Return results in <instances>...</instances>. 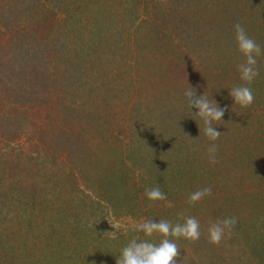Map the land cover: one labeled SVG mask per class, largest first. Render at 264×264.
I'll use <instances>...</instances> for the list:
<instances>
[{
	"label": "trees",
	"instance_id": "obj_1",
	"mask_svg": "<svg viewBox=\"0 0 264 264\" xmlns=\"http://www.w3.org/2000/svg\"><path fill=\"white\" fill-rule=\"evenodd\" d=\"M236 23L264 49V0H0V264H115L160 242L139 222L181 213L201 237L174 241L176 264H264V55L234 105ZM187 84L226 109L217 163Z\"/></svg>",
	"mask_w": 264,
	"mask_h": 264
},
{
	"label": "clouds",
	"instance_id": "obj_2",
	"mask_svg": "<svg viewBox=\"0 0 264 264\" xmlns=\"http://www.w3.org/2000/svg\"><path fill=\"white\" fill-rule=\"evenodd\" d=\"M233 27L238 52L244 58L237 65L240 79L244 83L232 87L229 95L234 100V105L246 108L255 99L253 91L248 85L259 75V70L256 67L257 58L264 55V49L246 33L241 24L236 23ZM184 96L189 109L191 110L194 107L198 110L195 114L191 113L193 117H198L202 122V128L197 124L199 130L212 142L207 149L209 162L213 164L217 163L216 153L218 146L215 144V141L223 135L214 125L222 121L226 109L221 108L215 100L209 99L207 92L201 96H197L196 89L188 84L184 91ZM144 194L151 202L167 201V195L161 190L159 185L145 189ZM210 195V187L198 189L189 194L187 203L193 205ZM167 206L172 207L170 201L167 203ZM180 220L183 222H179ZM236 222L235 217H226L209 222L207 228V239L209 243L214 245L219 244L225 233L231 232ZM200 229L201 225L199 220L192 216H184L182 213L178 214V222L175 224L166 219H161L159 222L142 220L136 225V231L143 233L145 237L158 235L161 237L160 242L157 244L148 239L138 240L137 238H133L121 249L115 264H176L181 250L174 241L181 238L191 241L199 240L201 237Z\"/></svg>",
	"mask_w": 264,
	"mask_h": 264
}]
</instances>
